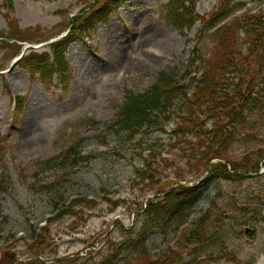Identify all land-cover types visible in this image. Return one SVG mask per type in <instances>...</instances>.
I'll return each mask as SVG.
<instances>
[{
	"label": "rangeland",
	"instance_id": "1",
	"mask_svg": "<svg viewBox=\"0 0 264 264\" xmlns=\"http://www.w3.org/2000/svg\"><path fill=\"white\" fill-rule=\"evenodd\" d=\"M13 1L12 17L22 30L17 38L33 41L67 35L66 27L72 16L90 7L79 17L85 20L105 3L102 0ZM118 1L116 6L108 8L111 13L106 18L81 30L69 46L66 59L72 80L66 91L58 87L46 90L20 66H13L18 57L17 47L0 45V173L7 174L11 187L10 191L0 193V212L8 217L7 223L0 224V264L28 259L32 227H41L57 215L56 205L61 207L63 203L80 199L92 204L83 202V207L77 204L73 209L82 214L71 213L52 223L53 243L46 249V258L55 262L71 256L80 258L74 264H99L111 244L140 229L141 217H137L134 204L145 202V188L134 173L142 157L148 155L145 150L149 145H157L165 153L176 152L159 140L167 136L154 133L148 135L143 145L135 146L122 141L107 126L128 92L143 94L155 84L160 72L181 71L196 44L200 24L186 35L178 32L163 16V6L170 0ZM220 1L201 0L197 11L207 16L217 9ZM236 1H242L246 10H257L260 6L256 0ZM2 10L0 32L9 37L11 26ZM120 45L126 46L116 48ZM44 46L38 50H44ZM111 56L114 60L108 63ZM131 60L139 63L131 68ZM2 76L9 88L5 87ZM15 96L21 99L18 108ZM88 119H96L99 124L95 127L89 126V122L83 124ZM172 126L167 127L168 131ZM79 136L86 139L80 153L95 155L94 159L76 168L48 161L61 155ZM255 145L264 146V140H258ZM245 147L242 141L235 150L241 153ZM169 157L172 159V155ZM172 164L168 162L162 167L163 178L176 175ZM256 182L258 186L247 180L222 181L220 202L228 205L230 198L247 197L254 188L264 185V178ZM214 194L211 189V195ZM149 198L153 197L149 194L146 200ZM208 207V202L202 201L192 218L202 216ZM242 217L248 225L231 227L235 219ZM224 221L226 226L215 234V242L210 241L194 254H185V264H264V204L248 213L235 210ZM148 243L152 251L167 249L175 243L173 229L154 235ZM224 251L230 252L231 257L225 256Z\"/></svg>",
	"mask_w": 264,
	"mask_h": 264
},
{
	"label": "trees",
	"instance_id": "2",
	"mask_svg": "<svg viewBox=\"0 0 264 264\" xmlns=\"http://www.w3.org/2000/svg\"><path fill=\"white\" fill-rule=\"evenodd\" d=\"M102 1L103 6L85 20L79 17L86 10L70 19L68 36L51 43L45 52L34 50L25 55L18 65L47 89L58 86L68 90L72 73L65 53L75 39L74 34L79 35L87 26L101 22L111 12L108 8L119 2ZM199 1L170 0L164 10L168 24L184 35L201 23L196 45L189 52L182 72H161L155 85L144 94L128 92L108 125L122 141L135 146L143 145L153 133L167 136L159 140L176 152L165 153L157 145H149L145 150L148 155L142 157L134 176L145 188V197L150 194L154 198L134 204L137 217H141L140 229L111 244L99 264H185V254L205 248L224 229V217L235 210L255 211L264 204V185L254 188L247 197L230 198L228 205L220 202L222 181L247 180L257 185L256 181L259 183L264 178V173L259 174L264 146L255 145L258 140H264V0L256 1L260 3L257 10H246L242 1L221 0L217 9L207 16L197 13ZM1 7L9 17L14 9L13 0H3ZM10 21L14 35L9 38L0 33L5 47L20 42L16 36L21 29L14 18ZM89 124L97 122L89 120ZM170 124L173 126L168 132ZM84 140L80 138L49 162L71 164L72 168L90 162L94 155L80 153ZM242 141L246 147L240 153L235 148ZM168 162L174 163L171 167L176 175L163 178L161 170ZM198 181L192 187L181 184ZM10 188L8 177L0 173V193ZM211 188L216 191L215 197L209 196ZM204 198L210 199L209 209L200 218L190 220ZM83 202L88 203L80 199L63 203L61 207L56 205L58 214L45 226L33 228L27 245L30 256L21 264H49L46 249L53 243L50 226L68 214H82L73 208L77 204L83 207ZM7 221L8 217L0 212V224ZM248 224L242 217L235 219L231 227L237 229ZM169 228L173 229L176 242L163 251H152L150 238L168 233ZM224 254L232 255L227 251ZM77 260L80 258L66 257L55 262L74 264Z\"/></svg>",
	"mask_w": 264,
	"mask_h": 264
},
{
	"label": "bare ground",
	"instance_id": "3",
	"mask_svg": "<svg viewBox=\"0 0 264 264\" xmlns=\"http://www.w3.org/2000/svg\"><path fill=\"white\" fill-rule=\"evenodd\" d=\"M140 39H142V37H139ZM122 45V44H121ZM121 45L120 46H117L116 48H120L121 47ZM126 46V45H125ZM125 46H123V47H121V48H124ZM132 49H134V47H132ZM137 50V49H136ZM135 50V51H136ZM119 55H122L123 53L121 52V53H118ZM126 56H127V54H126ZM128 56L130 57V55H129V53H128ZM121 57V56H120ZM130 59H131V57H130ZM114 60V56H111V57H109L108 58V63H110L111 61H113ZM132 61V63H131V68H134L138 63H136V60H131Z\"/></svg>",
	"mask_w": 264,
	"mask_h": 264
}]
</instances>
